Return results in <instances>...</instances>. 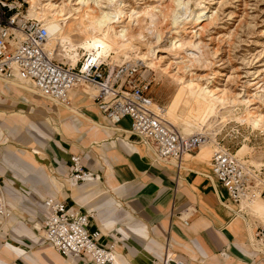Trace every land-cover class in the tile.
<instances>
[{"label": "crops", "instance_id": "crops-1", "mask_svg": "<svg viewBox=\"0 0 264 264\" xmlns=\"http://www.w3.org/2000/svg\"><path fill=\"white\" fill-rule=\"evenodd\" d=\"M75 88L65 108L0 82V187L8 212L0 215V264H95L40 243L35 219L47 197L91 212L88 231H98L103 246L115 242L119 264H162L168 252L187 264H264V246H250L264 210L230 201L211 176L212 155L188 152L178 170L154 161L129 133L128 118L112 126L94 96ZM72 154L96 177L66 179Z\"/></svg>", "mask_w": 264, "mask_h": 264}, {"label": "built area", "instance_id": "built-area-1", "mask_svg": "<svg viewBox=\"0 0 264 264\" xmlns=\"http://www.w3.org/2000/svg\"><path fill=\"white\" fill-rule=\"evenodd\" d=\"M24 1L0 0V80L4 84L17 81L27 92L37 91L55 105L68 107V92L79 85L97 87L94 101L112 126L122 118L130 121L129 133L151 150L154 160L181 168L183 154L194 151L204 141L203 135H182L165 123L154 111L148 95L149 73L140 62L110 65L105 62L81 63L79 68L56 62L44 49L47 29L37 19L24 18ZM211 176L226 191L231 202L239 204L264 196V180L260 172L242 165L228 148H217L211 159ZM69 180L75 183L96 176L83 169L81 157L69 158ZM0 187V215H8ZM40 218L43 234L40 243H47L58 253L70 258L87 256L95 264H114L115 242L103 246L97 242L98 231H88L92 213L70 210L53 198L41 201ZM180 215V212L177 214ZM180 217V216H179ZM187 224V219H181ZM254 238L264 246V224L258 226ZM81 264H87L82 262ZM162 264H187L171 252Z\"/></svg>", "mask_w": 264, "mask_h": 264}, {"label": "rangeland", "instance_id": "rangeland-1", "mask_svg": "<svg viewBox=\"0 0 264 264\" xmlns=\"http://www.w3.org/2000/svg\"><path fill=\"white\" fill-rule=\"evenodd\" d=\"M10 1L12 0H8V2ZM15 1L25 2V0ZM35 1L37 4L45 2V0ZM67 1L50 0L51 3L61 6L64 13L69 11ZM101 1L105 3V0ZM122 1L125 10L135 9L137 11L153 2V0ZM171 2L172 0H164V6L170 5ZM28 6L26 2L22 6L23 15L33 18L29 16ZM204 6H206L205 13L208 18H205L196 35L191 33L195 32V29H188L189 25L173 24L172 19L168 16L170 9L163 7L162 16H159L155 25L157 31L162 34L160 42H157L159 50L157 55L161 56L159 65L161 68L167 66L169 74L175 73L186 80L190 79L192 82L200 83L204 88L224 89L225 96L232 100H227L217 107L216 111L219 117L215 123L218 126L214 134L215 144L210 143L207 147L212 151L218 147L228 148L242 165L259 171L261 179L264 180V0H189L190 12H195ZM145 26V22L140 21L135 27L141 29ZM67 27L68 25L65 26V28ZM172 29L178 30L180 37L186 41L193 40L197 49L183 46L179 55L174 56L169 53L166 48L170 43V30ZM72 40L73 42L78 41V36H73ZM147 40L152 42L155 41V38L146 34L143 41ZM59 47L58 44L55 51L49 53L56 62L63 63V60H66L59 53ZM139 48L141 49L139 51H145L143 45H140ZM79 52L81 56L75 65L76 68H79L85 59V56H82V51L79 50ZM131 58L122 63H142L135 55ZM112 65L120 64L113 63ZM142 71L150 75L151 83L148 95L152 99V106L160 109L172 105L178 98L175 91V80L164 75L158 77L154 71L148 70L144 65ZM75 89L92 93L93 96L96 93L94 88L90 91L85 84L79 85ZM32 95L33 98L41 99V96L33 93ZM246 108L252 114L261 116L258 124H253L251 119L242 121L237 119L236 115H245ZM175 112V115H178L177 111ZM247 116L248 114H246ZM167 122L178 130L175 123ZM242 147H245V150L239 155L237 152ZM205 148L200 147V153ZM66 179H68L67 176ZM252 199H256L253 204ZM252 199L244 200L242 205L248 207V205L255 204L258 206V210H264V196L259 198L256 196ZM40 217L39 215L35 220L41 223ZM258 225L262 224L258 223ZM37 234L41 236L38 230ZM42 246L49 245L43 244Z\"/></svg>", "mask_w": 264, "mask_h": 264}, {"label": "bare ground", "instance_id": "bare-ground-1", "mask_svg": "<svg viewBox=\"0 0 264 264\" xmlns=\"http://www.w3.org/2000/svg\"><path fill=\"white\" fill-rule=\"evenodd\" d=\"M25 2L29 5V16L33 17L32 19L39 20L47 29L44 49L51 58L50 53L55 51L58 44L60 46L59 53L66 60H63V63H68L69 66H75L80 60L79 50L82 51V56H85L83 63L87 65L92 62H105L110 65L113 63L121 64L123 61H129L135 55L142 61V65L146 66L148 70L154 71L158 77L164 75L171 77L173 81L175 80V91L178 94L176 101L167 108L157 109L153 107L154 111L167 125H169L167 121L175 123L180 132L177 131L182 135H203L204 141L198 146L197 150L200 147H206L203 151L201 149V153L213 154L214 151L207 146L214 143V134L218 129L215 124L217 117H219L216 109L225 101L232 99L225 96L224 89L215 87L207 89L200 83L192 82L190 79L186 80L175 73L169 74L167 66L161 68L159 65L161 56L157 55L159 51L157 42L162 38V34L155 27L159 16H162V9L165 7L170 9L168 16L172 19L173 24L189 25L188 29H195V32L192 31L191 33L196 35L201 29L205 18H208L205 13L206 6L200 7L195 12H190L189 0H172L170 5L165 6L164 0H153L147 7L137 11L135 9L125 10L122 0H105V3L101 0H68L69 11L64 13L61 6L51 3L50 0H45L44 3L41 2L40 4H37L35 0H25ZM24 18L27 17L24 16ZM140 21H144L146 26L137 29L135 26ZM66 25H68L67 28H65ZM146 34L152 35L155 41H143ZM75 35L78 36V41L73 42L72 37ZM170 35V43L166 50L172 55H179L183 46L197 49L196 43L193 40L186 41L180 37L178 30H170ZM140 45L145 47L144 52L139 51ZM0 82L3 83L1 80ZM6 85L19 89L27 87L17 81H12ZM85 85L90 91L94 88L97 93L96 86ZM32 93L41 96L37 91ZM90 94L92 95V93ZM175 111L178 115H175ZM246 114H248L247 117ZM251 114L247 109L245 115H236V117L241 121L251 119L253 124H258L261 116ZM243 150H245V147L240 148L237 153L241 155L244 152ZM70 181L74 182L73 180ZM2 196L4 197V193H2ZM244 200L242 199L240 202ZM252 200L254 203L256 199ZM253 209L258 210V206L254 204ZM259 244L260 242L255 240L253 234L250 246L259 248ZM6 247L18 250L16 246L10 243H7ZM50 248L59 254L53 247ZM20 252L26 254L22 250ZM171 256L173 255L171 254ZM69 259L74 261L71 258ZM114 264H119L117 258H115Z\"/></svg>", "mask_w": 264, "mask_h": 264}]
</instances>
